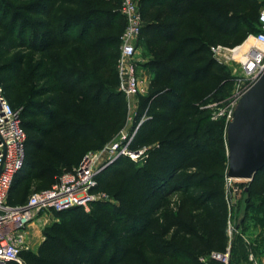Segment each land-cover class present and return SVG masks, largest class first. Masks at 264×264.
I'll return each mask as SVG.
<instances>
[{
  "label": "trees",
  "instance_id": "obj_1",
  "mask_svg": "<svg viewBox=\"0 0 264 264\" xmlns=\"http://www.w3.org/2000/svg\"><path fill=\"white\" fill-rule=\"evenodd\" d=\"M59 2L78 9L65 12L59 21L68 29L81 31L96 66L91 69L82 63L54 67L51 75L57 87L48 91L53 97L41 103L28 101L21 106L25 95L20 92L9 100L5 91L11 106L22 109L21 122L27 135L26 164L16 176L9 199L14 206L28 202L30 181L45 184L47 189L56 185L61 176L79 167L90 152L105 147L126 119L125 94L113 88L119 80L116 65L126 27L121 1L117 10L94 7V0ZM262 5L258 0L139 1L143 18L139 44L143 40L151 56L147 67L154 77L150 95L139 106L140 114L147 110L148 119L138 129L130 150L147 148V158L141 164L122 158L104 169L98 176L97 189L114 195L118 204L95 202L90 204V211L77 206L55 212L57 221L43 230L44 241L36 252L21 254L22 264H129L135 244L144 238L152 240L153 254L179 259L181 264H226L213 259L214 254H227L230 246L225 175L210 172L198 161L204 154L202 143L198 136H187L186 127L198 111L197 104L232 87L211 48L238 38L231 44L234 48L257 34L260 30L255 31L252 22L257 20L260 24ZM1 6L6 16L0 18V25L10 19L3 25L12 31L16 27L36 31L43 25L32 22L28 15L50 18L54 10L43 1L21 7L2 1ZM192 14L202 18L203 25L193 22ZM35 34L41 41V51L50 50L59 40L57 31ZM105 70L115 73L110 83L102 74ZM4 71L20 79V68L2 67L0 55V73ZM6 83L5 78H0L4 90ZM185 86L198 87L189 93L190 102L183 94ZM81 104H87L88 109L85 111ZM181 110L186 111L182 124H176L174 117L166 113ZM38 117L45 122L33 121ZM209 136L215 138L214 128ZM218 142L223 148L224 141ZM255 177L249 192L264 196V168ZM259 177L263 178L260 182ZM173 193L184 196L163 219L141 220L135 215L133 203L138 196L157 206ZM110 220L135 225L127 248L111 247L105 228Z\"/></svg>",
  "mask_w": 264,
  "mask_h": 264
},
{
  "label": "rangeland",
  "instance_id": "obj_2",
  "mask_svg": "<svg viewBox=\"0 0 264 264\" xmlns=\"http://www.w3.org/2000/svg\"><path fill=\"white\" fill-rule=\"evenodd\" d=\"M9 2L15 7H21L26 4L43 1L47 7H53V13L50 18L28 15L32 22H40L43 27L34 30H22L16 27L13 31L5 27L10 23L7 19L0 25V50H1V66L2 67H17L20 68V79L13 75L10 71L0 73V78H5L7 83L6 95L9 100L17 93L25 95V101L21 106H25L28 101H35L41 103L53 97V94L48 92L55 89L56 83L52 78L51 71L54 67H70L84 63L89 68L93 69L96 66L95 57L89 50L88 40L83 36L80 30H74L71 27L68 29L64 23L59 20L63 19L64 13L71 11L77 12L75 6L64 4L59 0H0V18L6 16L4 7L1 2ZM92 1V0H89ZM94 7L102 9H119V0H105L101 2L94 0ZM140 0H138L139 2ZM261 4L264 0H258ZM190 19L198 25H203V19L192 14ZM252 28L255 31L261 30L259 21L252 22ZM46 31H57L59 33L58 43L55 44L48 51H41L38 49L41 41L36 39V34L41 35ZM109 33V32H107ZM118 33L119 32H114ZM238 38H231L222 47L231 48ZM151 59L148 51L144 46V41L141 40L139 44V51L137 55L138 71L141 77L148 80L149 90L143 96L128 97L125 95L127 101L126 119L120 126L119 130L108 141L107 145L99 149L93 154L95 155V168L98 170L106 169L112 166L116 161L122 158H129L125 155H118V151L126 147L129 143V148L140 126L148 119L147 110L139 113V106L141 102L147 99L150 95L149 79L147 74H141V63ZM222 74L226 82L231 83V88L222 89L216 92L213 97L201 104H197L196 114L189 119L187 125V136H198L202 143L204 154L198 161L210 169V172H217L225 175L224 191L226 200L229 204L230 217L228 224V235L230 238V246L234 247V253L231 251L230 256L224 263L230 264H264V196L260 194H251L249 192L250 185L255 178L250 180H237L230 185L226 181V174L228 171V148H227V127L228 114L233 109L238 97L251 86L249 80L245 78L240 69V65L231 61L223 64ZM102 74L107 78V82L115 76V73L105 70ZM119 79V78H118ZM4 87V86H3ZM113 88L120 91V82L117 80V85ZM196 86H185L183 94L186 95V102H190L188 95L190 92L197 91ZM180 90V89H179ZM11 102V101H10ZM86 111L87 104H81ZM172 115L176 124L184 122L183 115L185 110L180 112L166 111ZM33 121L43 124L45 120L41 117L33 118ZM143 122V123H142ZM216 130L215 138L211 139L209 136L211 129ZM132 141L130 142L131 138ZM224 141L223 148H220V142ZM118 143L122 148L118 151H112L114 145ZM134 156H137L133 154ZM147 158L143 155L136 160L140 164ZM132 160V159H131ZM102 170V171H103ZM99 176V175H98ZM97 176V182H98ZM263 178L259 177L258 182ZM31 195L43 190H46L45 184L36 181H30ZM98 187V186H97ZM93 190L95 196L102 198L103 202H110L118 204L114 195L108 193L104 189ZM238 191H234V190ZM182 193H173L172 195L163 199L157 206L149 205L144 197L138 196L133 203L134 213L141 220L149 219H163L167 212L176 208ZM90 211V205L84 207ZM55 212L52 210H45L39 213L33 223L30 225L32 233L27 234L28 247L30 251H37V246L43 237V230L56 221ZM30 228V227H29ZM28 228V229H29ZM108 236L111 240V247L113 249H125L129 246L130 233L132 229H136L135 225L128 226L124 220H110L105 225ZM152 240L144 238L137 242L134 246L129 264H181L179 259H172L170 257H160L152 253ZM229 246V249H230ZM228 249V251H229ZM26 250V251H29ZM228 255V254H226Z\"/></svg>",
  "mask_w": 264,
  "mask_h": 264
},
{
  "label": "built area",
  "instance_id": "obj_3",
  "mask_svg": "<svg viewBox=\"0 0 264 264\" xmlns=\"http://www.w3.org/2000/svg\"><path fill=\"white\" fill-rule=\"evenodd\" d=\"M120 1V11L126 20V27L120 38V53L116 65L120 92L128 97L143 96L149 90L148 80L141 77L137 62L143 18L138 0ZM259 20L261 30L257 34L248 36L241 45L234 48L221 45L211 48L213 57L219 64L237 62L251 86L264 72V2ZM250 40L252 44L247 51L238 56L240 49ZM243 94L238 97L233 109L229 111L228 125L233 121L235 109ZM21 112V108L14 109L11 106L3 86L0 85V168H2L0 174V264L10 262L22 264L21 254L29 250L27 229L42 211L63 212L73 207H87L102 201V198L94 195L93 190L98 186L97 176L103 169L95 168V155L90 152L79 167L61 176L56 185L32 194L28 202L23 205L10 204V194L16 176L24 169L27 159V135L22 127ZM132 139L133 137L130 142ZM120 148H122L121 145L116 143L112 151L116 152ZM147 150L143 148L139 152H132L128 143L117 153L119 156L123 154L137 162L136 160L145 155ZM226 181L232 185L237 180L228 178L226 175ZM226 260L227 258L224 259Z\"/></svg>",
  "mask_w": 264,
  "mask_h": 264
},
{
  "label": "water",
  "instance_id": "obj_4",
  "mask_svg": "<svg viewBox=\"0 0 264 264\" xmlns=\"http://www.w3.org/2000/svg\"><path fill=\"white\" fill-rule=\"evenodd\" d=\"M226 135L227 177L252 181L264 168V72L241 97ZM231 249L228 255L215 254L213 259L224 262Z\"/></svg>",
  "mask_w": 264,
  "mask_h": 264
},
{
  "label": "crops",
  "instance_id": "obj_5",
  "mask_svg": "<svg viewBox=\"0 0 264 264\" xmlns=\"http://www.w3.org/2000/svg\"><path fill=\"white\" fill-rule=\"evenodd\" d=\"M138 51H139V49H138ZM150 58H151V56H150ZM149 61H150V59L149 60H147V61H145L144 63H141V69H142V71H141V74H147L148 75V79H149V81L151 82V80L153 79V77H154V73L147 67V64L149 63ZM57 221V220H56ZM30 227V228H29ZM28 228L29 229H27V234H30V233H32V231H30V230H32L31 228V226H29ZM44 241V237H42V239H41V241L39 242V244H38V246H37V249L39 248V246L42 244V242ZM203 262H207V259L206 258H202L201 259Z\"/></svg>",
  "mask_w": 264,
  "mask_h": 264
},
{
  "label": "bare ground",
  "instance_id": "obj_6",
  "mask_svg": "<svg viewBox=\"0 0 264 264\" xmlns=\"http://www.w3.org/2000/svg\"><path fill=\"white\" fill-rule=\"evenodd\" d=\"M251 44H252V40H250V41H249L244 47H242V48L240 49V51L238 52L239 55H238V53H237V55L240 56V55H242L243 53H245V52L247 51L248 47H249Z\"/></svg>",
  "mask_w": 264,
  "mask_h": 264
}]
</instances>
